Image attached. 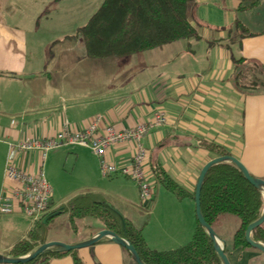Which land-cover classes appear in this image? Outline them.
<instances>
[{"label":"crops","instance_id":"1","mask_svg":"<svg viewBox=\"0 0 264 264\" xmlns=\"http://www.w3.org/2000/svg\"><path fill=\"white\" fill-rule=\"evenodd\" d=\"M50 1L16 0L9 4L13 0H0V196L8 192L11 185L4 177L9 143L47 139L64 125L73 131L83 130L97 117H100V130L106 124L117 130L132 129L163 112L166 123L148 127L141 138L147 149L145 170L153 185V194L146 203L140 201L133 180L119 174L104 176L99 158L83 146L70 145L49 152L42 169L44 173L46 159L74 147L78 151L76 159L83 155L89 158V167L81 160L86 169L95 173L99 170L104 177H123L134 183V188L130 186L127 190L125 182L115 181L120 186V198H127L129 191L137 195L140 204L137 206L142 211L134 215L135 219L104 201L141 233L148 248L168 251L187 244L199 225L195 217V184L202 165L215 157L204 143L221 145L237 157L251 175L264 179V91H242L235 86L232 77L239 70L233 64L238 58L264 70V29L250 31L239 20L232 24V10L238 7L239 14L256 10L258 16L263 11L262 18L255 23L264 25V10H259L264 0H253L247 5L241 0H197L198 5H191L190 16L198 29L205 28L208 34V41L202 44L204 49L212 51L211 58L207 57L209 52L202 55L208 64L205 61L199 64L201 56L194 50L180 49L172 52L170 57L160 58L157 66L147 74L143 69L140 82L121 90L117 85L100 83L98 63L109 58H89L82 41L74 37L75 33L65 34L60 29L65 14L47 9ZM214 32L219 35L212 38L209 34ZM67 38L73 41L72 44L61 45L56 55L54 50L51 53L56 42L65 43ZM76 45L83 47L82 52L76 53ZM50 47L53 48L50 50ZM165 47L154 49L163 53ZM71 51L74 54L70 56ZM189 62L194 67H190ZM133 147L129 142L111 144L105 158L120 166L128 164ZM12 162L30 173L36 172L42 164L40 154L34 151L18 152ZM154 166L163 168L175 188L168 185L164 176L158 180L152 173ZM44 175L46 177V173ZM53 196L51 191V203L43 217L55 212L62 204L55 203ZM128 206L124 204L123 207L127 210ZM20 211L17 208L13 213H0V227L12 234L5 242L0 239V254L9 255L14 245L28 238L35 225ZM64 214L55 213L52 220L47 219V241L77 243L105 228L101 224L97 231L87 230L76 239L57 236L50 222ZM239 226L240 219L231 213L219 215L211 225L223 241L230 264H264V252L251 246L235 247L234 236ZM76 254L83 264H136L124 247L107 238L76 249ZM48 264L74 262L71 255H64L51 259Z\"/></svg>","mask_w":264,"mask_h":264},{"label":"trees","instance_id":"2","mask_svg":"<svg viewBox=\"0 0 264 264\" xmlns=\"http://www.w3.org/2000/svg\"><path fill=\"white\" fill-rule=\"evenodd\" d=\"M191 2L192 0H103L87 22L76 29L74 37L82 41L89 58L97 59L123 58L178 40L199 39L198 25L192 22L190 16ZM233 64L239 67L232 76L238 89L247 93L264 91V70L259 65L246 64L244 58L235 59ZM204 147L215 154V157L230 155L214 142L204 143ZM151 168L158 180L163 176L165 180L169 179L160 166ZM203 179L199 204L205 221L212 225L219 215H236L240 219V226L234 236V245L240 248L250 246L244 240V233L246 227L263 213V193L250 184L243 177L242 171L231 162L211 165ZM171 184L174 187L168 180L170 187ZM55 213H69L71 219L93 217L101 221L105 228L126 238L146 264H222L213 241L200 225L187 244L168 251L152 250L144 244L141 233L103 198L85 194L74 196L55 212H50L35 222L28 238L14 245L9 255L17 257L28 254L47 242L48 221L42 222L45 217L52 220ZM251 237L264 244V222L252 230ZM64 255H71L74 264H83L76 249L60 251L53 247L24 264H48L51 259Z\"/></svg>","mask_w":264,"mask_h":264},{"label":"rangeland","instance_id":"3","mask_svg":"<svg viewBox=\"0 0 264 264\" xmlns=\"http://www.w3.org/2000/svg\"><path fill=\"white\" fill-rule=\"evenodd\" d=\"M37 3H40L42 0H33ZM103 0H52L50 1L48 8L52 12L57 11V14L64 12L61 15L65 14V17L61 18V22L59 26L60 29H63L65 34L73 35L78 26H82L87 22V19L98 9V6L102 3ZM192 4L198 5L197 0H192ZM220 1V0H218ZM240 1V0H239ZM243 1V5L252 4L253 0H241ZM16 0H13L14 4ZM224 5V2H222ZM222 4L219 5L222 7ZM237 6V3H236ZM238 8V7H237ZM237 8L232 10V14H234V20L232 24L235 25L236 20L242 21L246 26L249 27L250 31H259L264 29V25L261 22L255 23L257 20L262 18V14L260 13L257 16L256 10L252 11H244L239 14L240 11H237ZM264 10V4L259 9ZM67 20V21H66ZM194 23V20L192 19ZM236 29V27H234ZM241 29V27H239ZM202 30L204 32L202 33ZM244 31V29L242 28ZM200 38L198 40H179L176 43L171 45H166V49L163 53H160V49L148 50L144 52H139L134 55H129L124 58H109L107 60L99 61L100 64L97 68L100 70L98 72L97 77H100V83L104 84V86H118V88H128L129 86L140 82L141 80V71H148L153 69V67L157 66L160 58L170 57L172 52L174 51H195L194 53L198 54L200 57L199 64H208V60H204L202 56L205 52H209L207 57L211 58L212 51L204 49L202 44L208 41V34L206 33L205 28L199 27ZM247 33V32H245ZM211 37L218 36V32L210 33ZM67 38L64 40L65 43H55L51 53L53 50L56 51L61 45L72 44L73 41L68 40ZM203 41V42H202ZM213 41V40H211ZM193 43L190 46H187L188 43ZM72 46V45H71ZM172 46V47H171ZM76 53L83 50L81 45H76L75 48ZM168 52V53H166ZM70 56L74 54L71 51ZM76 56V55H75ZM209 58V59H210ZM205 61V62H204ZM211 61V60H210ZM189 64H191L189 62ZM192 65V64H191ZM190 67H194L193 65ZM142 71V73H143ZM85 79V78H84ZM98 81V80H97ZM77 82H82L78 80ZM120 89V90H121ZM78 151L74 147H69L59 153L54 154L52 158L46 159L44 165V173H46V177L49 181V185L52 188L53 198L55 203L67 204V202L72 199L74 196H79L81 194L92 195L93 197L103 198V200L108 201L113 205V207L117 208L129 217H134L138 211H142L140 205L137 200V195H132L127 192V198L122 199L119 195L120 186L115 181L125 182L124 188L129 190L130 186H133L134 183L130 180H127L123 177L118 179H112L109 177H104L97 170V173L94 171H90L85 168L83 160L87 163L89 167L90 161L87 158V155H83V157L76 159ZM88 154L89 151H87ZM91 155V154H90ZM90 169V168H89ZM135 190V189H134ZM124 204H127L129 209L126 210V207H123ZM56 219L53 222H50V227L55 228V234L57 236H65L66 239H76L84 235L87 230L89 231H97V229L102 224L101 221H97V219L93 217H84V218H74L71 219L69 217V213L64 215H58L55 217ZM100 231V230H98ZM97 231V232H98ZM96 232V233H97ZM12 234H9L8 231L4 227H0V239L5 242L6 237H10ZM11 238V237H10ZM9 238V239H10ZM1 245V244H0ZM2 249V248H1ZM137 264V263H136Z\"/></svg>","mask_w":264,"mask_h":264},{"label":"built area","instance_id":"4","mask_svg":"<svg viewBox=\"0 0 264 264\" xmlns=\"http://www.w3.org/2000/svg\"><path fill=\"white\" fill-rule=\"evenodd\" d=\"M148 122L123 130H117L106 124L100 130V117L85 129L73 131L64 125L54 136L47 139H27L8 144L9 156L4 169V177L11 184L9 191L0 196V213H13L19 208L21 213L35 224L47 212L51 197V186L43 173V161L49 152L66 146H83L99 158L100 170L104 176L119 174L136 183L140 201L151 199L153 185L148 178L146 168L147 149L141 138L151 126H162L167 119L163 112H158ZM129 142L134 145L133 154L128 164L117 165L106 160L105 155L111 144ZM34 151L40 154L42 164L30 173L15 165L14 155L18 152Z\"/></svg>","mask_w":264,"mask_h":264},{"label":"water","instance_id":"5","mask_svg":"<svg viewBox=\"0 0 264 264\" xmlns=\"http://www.w3.org/2000/svg\"><path fill=\"white\" fill-rule=\"evenodd\" d=\"M61 149V148H60ZM219 162H231L233 165H236L243 173V177L255 186L257 189H259L263 193V201H264V179L259 178V177H254L253 175L250 174V172L247 170V168L243 165V163L234 155H222V156H217L214 158H211L208 160L204 165H202V168L199 172L196 184H195V189H194V204H195V214L196 218L198 221V224L202 227V229L205 230V232L208 234V236L211 238L213 241V246L216 251V254L220 257L222 264H230L229 259L224 252V244L221 239L216 236L214 230L211 228V225H209L204 217L202 216V211H201V205L200 203V195H201V189H202V183H203V178L206 175L207 171L211 167V165H214ZM47 221V217L43 219L42 223H45ZM264 222V210L263 213H261V216L256 219L255 221L251 222L249 226L246 227L244 237L246 242L251 246L254 247L261 252H264V244L257 242L255 240H252L251 238V232L256 226H259ZM107 238L110 241L116 243L117 245H120L124 247L130 254L133 260L137 264H146L140 257L138 252L136 251L135 247L131 245V243L126 239L121 236H119L117 233L114 231H110V229L104 228L95 233L92 237H90L87 240L80 241L77 243H65L62 241L58 240H51L47 241L40 246L34 248V250L28 254L22 255V256H17L13 257L11 255H3L0 254V263L2 264H24L27 263L28 261H32L36 257H38L42 252L46 251L48 248H56L57 250L60 251H71L75 249H79L82 247H86L92 244H95L99 242L101 239Z\"/></svg>","mask_w":264,"mask_h":264}]
</instances>
